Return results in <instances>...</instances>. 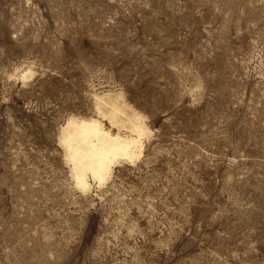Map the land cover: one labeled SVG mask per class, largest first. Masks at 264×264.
I'll return each mask as SVG.
<instances>
[{
	"label": "rangeland",
	"instance_id": "rangeland-1",
	"mask_svg": "<svg viewBox=\"0 0 264 264\" xmlns=\"http://www.w3.org/2000/svg\"><path fill=\"white\" fill-rule=\"evenodd\" d=\"M105 90L151 133L84 192ZM0 264H264V0H0Z\"/></svg>",
	"mask_w": 264,
	"mask_h": 264
},
{
	"label": "bare ground",
	"instance_id": "bare-ground-1",
	"mask_svg": "<svg viewBox=\"0 0 264 264\" xmlns=\"http://www.w3.org/2000/svg\"><path fill=\"white\" fill-rule=\"evenodd\" d=\"M18 75L28 79L33 71L24 69ZM94 99L99 118L71 116L59 134L72 173L84 192L93 190V182L103 185L121 158L139 157L144 139L151 133L145 116L128 103L123 91L105 90L95 93ZM100 117L112 128H107Z\"/></svg>",
	"mask_w": 264,
	"mask_h": 264
}]
</instances>
